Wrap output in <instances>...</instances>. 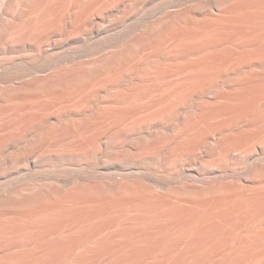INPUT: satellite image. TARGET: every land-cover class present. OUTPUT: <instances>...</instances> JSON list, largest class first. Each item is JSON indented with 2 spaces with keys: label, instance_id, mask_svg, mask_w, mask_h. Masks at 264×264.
<instances>
[{
  "label": "bare ground",
  "instance_id": "bare-ground-1",
  "mask_svg": "<svg viewBox=\"0 0 264 264\" xmlns=\"http://www.w3.org/2000/svg\"><path fill=\"white\" fill-rule=\"evenodd\" d=\"M0 264H264V0H0Z\"/></svg>",
  "mask_w": 264,
  "mask_h": 264
}]
</instances>
